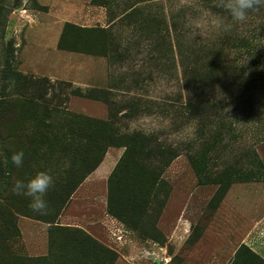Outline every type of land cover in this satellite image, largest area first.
I'll list each match as a JSON object with an SVG mask.
<instances>
[{"label":"rangeland","instance_id":"rangeland-1","mask_svg":"<svg viewBox=\"0 0 264 264\" xmlns=\"http://www.w3.org/2000/svg\"><path fill=\"white\" fill-rule=\"evenodd\" d=\"M209 3L0 0V264H180L224 204L264 211V3L227 31ZM253 29L259 60L230 75L225 44ZM36 171L54 177L43 216L12 192ZM86 172L58 206L56 182Z\"/></svg>","mask_w":264,"mask_h":264},{"label":"crops","instance_id":"crops-1","mask_svg":"<svg viewBox=\"0 0 264 264\" xmlns=\"http://www.w3.org/2000/svg\"><path fill=\"white\" fill-rule=\"evenodd\" d=\"M254 200L260 201L261 198ZM251 213L228 211L224 204L217 213L222 222L215 231L214 239L208 241V236H204L180 264H264V211L254 210ZM241 246L251 253L236 255ZM200 248L204 251L196 252Z\"/></svg>","mask_w":264,"mask_h":264},{"label":"trees","instance_id":"trees-1","mask_svg":"<svg viewBox=\"0 0 264 264\" xmlns=\"http://www.w3.org/2000/svg\"><path fill=\"white\" fill-rule=\"evenodd\" d=\"M211 5V8H215L217 6L214 7V5H212V3H209ZM217 9L222 10L221 7H217ZM221 14V12H220ZM222 15H226V13H222ZM171 26L172 28L175 30H178L177 27V23L175 22H171ZM252 33H249L248 36L245 35H238V34H233L232 36L233 39L225 44V47H227L229 49L228 56L226 57V61H225V65H223V62H219V64H213V66H225L224 68L226 69H230V71L228 72L230 75L236 74L237 71L244 73L245 70L241 69V70H236V64H239L237 62H249L248 59H251L250 62L254 61V60H259V55H260V51H257L256 54H254V48L252 50V48L250 47V43L249 40H253L254 38V29L251 30ZM250 31V32H251ZM232 38V37H231ZM229 37V40L231 39ZM231 50V51H230ZM232 54V56H231ZM231 57V58H230ZM248 58V59H247ZM247 59V60H246ZM239 69V68H238ZM246 70H248L246 68ZM190 73H193L194 75L196 74V70H190ZM192 74V75H193ZM191 75V76H192ZM194 78V79H193ZM190 79V78H189ZM188 79V82H189ZM189 92L190 97L188 99V104H187V109H188V113L189 114H194L197 115L198 117L202 116V113L208 108V106L206 104H204L205 102L202 103V101H199V103H196L195 101L193 102L191 100V97L195 96L196 92H203L201 83L199 81H195V77H191V80L189 82ZM76 119L73 117L72 119H70L68 121V125L66 128H64L63 131V135H62V140H61V144L60 147L62 148V152L66 153V154H70L73 155L75 157L76 154V149H78V146L80 145H76L75 144V139H80L83 140L84 138L76 131V129H74L73 125L75 124ZM75 144V145H74ZM64 173V172H63ZM68 173V172H66ZM65 173V174H66ZM51 174V173H49ZM89 174V172H86L85 174L79 175L78 177H72L70 180L68 181H64L61 180L59 182H56V186H55V190H61L62 194L60 195V197L63 198V200L60 202H56L58 206H62L65 204L66 200L69 198V196L72 194V192L76 189V187L81 183V181L83 180V178H85V176ZM242 250H244L246 253H251L245 246H241L237 252L236 255H238Z\"/></svg>","mask_w":264,"mask_h":264},{"label":"clouds","instance_id":"clouds-1","mask_svg":"<svg viewBox=\"0 0 264 264\" xmlns=\"http://www.w3.org/2000/svg\"><path fill=\"white\" fill-rule=\"evenodd\" d=\"M261 3H264V0H221V8L232 22H243L248 12L254 10ZM226 17L216 15L213 23L217 28L227 31L231 24L226 23ZM24 156L23 151H17L11 154L9 158L16 168H20L23 165ZM53 184L54 177L52 175L46 171H36L25 179H17L12 186V192L15 196L27 199V206L31 212L43 216L47 215L50 210L45 197Z\"/></svg>","mask_w":264,"mask_h":264}]
</instances>
